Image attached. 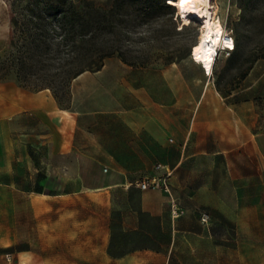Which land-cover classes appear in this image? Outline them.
<instances>
[{"label":"rangeland","instance_id":"rangeland-1","mask_svg":"<svg viewBox=\"0 0 264 264\" xmlns=\"http://www.w3.org/2000/svg\"><path fill=\"white\" fill-rule=\"evenodd\" d=\"M185 3L0 0V90L52 103L45 118L0 117V264H264V0H215L235 48L209 74L192 59L201 22ZM100 61L127 65L119 90L89 81L75 97L77 74ZM130 110L151 119L145 150L120 120ZM161 163L174 167L181 219L161 189L137 185ZM145 195L165 196V212L123 232ZM173 220L189 231L174 236ZM136 247L137 259L108 260Z\"/></svg>","mask_w":264,"mask_h":264},{"label":"crops","instance_id":"crops-1","mask_svg":"<svg viewBox=\"0 0 264 264\" xmlns=\"http://www.w3.org/2000/svg\"><path fill=\"white\" fill-rule=\"evenodd\" d=\"M111 61L104 64L103 68L98 71L94 72H83L80 73L74 79V94L76 95L81 94L82 90L87 82L95 81L100 84H105L107 87L113 91L119 90L120 88V81L123 80L125 76L121 73V70L124 69L125 63H119L114 61L113 64L110 63ZM198 63V62H197ZM216 63V62H215ZM200 65V63H199ZM209 74V72H206ZM122 77V78H121ZM137 79H134V82ZM133 90L138 98L143 101H147V96L143 94L140 96L139 92L142 90L141 86H133ZM52 103L49 99V95L44 91L38 92H30L23 88H19L17 85L15 86L13 83H5L3 88L0 90V117H7L16 115V123L19 125L20 121L19 118L27 112H30L38 117L45 118L51 113ZM118 114V113H117ZM120 119V115L118 117ZM121 122L126 126L131 136V139L134 143H143V149H146V136H147V143L148 145L151 144L152 138V126H151V119H149L146 115L130 110L127 115L121 117ZM167 126H165V132H167ZM132 140H130L132 142ZM117 142V139L114 137L112 138V142ZM142 145H140L141 147ZM68 151L72 150V145L69 143ZM99 149H110L111 151L118 150V146L114 145H97ZM147 148H150L148 146ZM258 149L259 146H258ZM117 154H112L111 157H115ZM134 157V155H132ZM87 157H81L80 161L82 163L86 160ZM64 164L67 166L72 165V157L70 154L64 155ZM183 160V158H182ZM181 160V161H182ZM97 161L100 164L105 166V169L108 170V158H98ZM180 161V162H181ZM163 167H161L165 172L167 167L174 168L168 163H161ZM106 170V171H107ZM162 174V173H161ZM159 175V174H158ZM112 184H107L106 186H111ZM178 197V196H177ZM179 198V197H178ZM165 196H161L159 201H153L150 196H143L142 198V206L139 209H136L132 212L133 218L135 219L134 223L131 224L129 227H125L123 232H132V233H139V232H147V228L143 225V218L148 217L151 219H157L161 217V215L165 212ZM189 212V211H188ZM189 214V213H188ZM185 217V216H183ZM183 217H180L183 218ZM175 236L177 232H186L189 231V228L183 227L182 225L177 227L175 220H173L172 226L169 229ZM112 241V240H111ZM110 241V244L112 242ZM117 242V239L113 240ZM167 241H175V239L171 238ZM142 247L134 248L133 250L126 251L122 254H115L108 251V260L113 261H126V260H134L139 258V253L141 252ZM147 249V248H146ZM151 249V248H150ZM154 251V250H150ZM158 256V253H155Z\"/></svg>","mask_w":264,"mask_h":264},{"label":"bare ground","instance_id":"bare-ground-1","mask_svg":"<svg viewBox=\"0 0 264 264\" xmlns=\"http://www.w3.org/2000/svg\"><path fill=\"white\" fill-rule=\"evenodd\" d=\"M215 0H186L184 15L201 21L199 45L192 55V59L202 65L205 72L213 71L215 61L214 49L222 42L224 49L235 48V40L227 35L217 15ZM224 32V35L222 33ZM223 49V50H224Z\"/></svg>","mask_w":264,"mask_h":264},{"label":"built area","instance_id":"built-area-1","mask_svg":"<svg viewBox=\"0 0 264 264\" xmlns=\"http://www.w3.org/2000/svg\"><path fill=\"white\" fill-rule=\"evenodd\" d=\"M230 37L232 38L233 36ZM229 50H233V48ZM158 167H163V165L159 164ZM105 170H107V168ZM173 171L174 168L167 167L164 173L146 176L138 181L137 185L144 190L149 188L161 189L168 197L171 217L177 219L187 214L188 210L181 205L179 198L173 191V184L171 181ZM199 216L204 223H208L210 217L208 213L200 212Z\"/></svg>","mask_w":264,"mask_h":264},{"label":"trees","instance_id":"trees-1","mask_svg":"<svg viewBox=\"0 0 264 264\" xmlns=\"http://www.w3.org/2000/svg\"><path fill=\"white\" fill-rule=\"evenodd\" d=\"M103 65H104V63H103L102 61H100V62L96 65L95 71L100 70V69L103 67ZM81 72H83V71H81ZM81 72H79V73L77 74V76H78ZM136 248H137V247H136Z\"/></svg>","mask_w":264,"mask_h":264},{"label":"clouds","instance_id":"clouds-1","mask_svg":"<svg viewBox=\"0 0 264 264\" xmlns=\"http://www.w3.org/2000/svg\"><path fill=\"white\" fill-rule=\"evenodd\" d=\"M217 58H218V55L217 54H214V60H213V62L214 61L216 62Z\"/></svg>","mask_w":264,"mask_h":264}]
</instances>
